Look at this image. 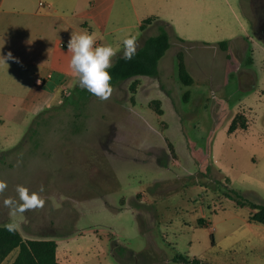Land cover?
I'll return each instance as SVG.
<instances>
[{"label":"rangeland","instance_id":"obj_1","mask_svg":"<svg viewBox=\"0 0 264 264\" xmlns=\"http://www.w3.org/2000/svg\"><path fill=\"white\" fill-rule=\"evenodd\" d=\"M17 1L20 13L0 18V56L15 58L0 63V180L3 196L17 201V185L43 186L46 204L11 217L0 200V225L15 220L24 238L57 240L69 264H264V225L237 197L264 204V0ZM28 9L69 17L57 21L65 45L53 64L69 79L55 91L38 85L40 67L28 63L23 39L36 41L35 27L51 30ZM152 15L159 19L141 30ZM84 20L95 46L119 45L114 60L125 38L140 47L165 24L171 47L160 76L141 77L135 104L133 79L107 101L77 90L67 42L71 32L92 33ZM180 51L192 86L180 81ZM157 99L163 115L150 106ZM240 112L249 126L230 133Z\"/></svg>","mask_w":264,"mask_h":264},{"label":"trees","instance_id":"obj_2","mask_svg":"<svg viewBox=\"0 0 264 264\" xmlns=\"http://www.w3.org/2000/svg\"><path fill=\"white\" fill-rule=\"evenodd\" d=\"M159 19L157 16H151L144 19L140 29L144 30L149 25L153 24L154 20ZM223 48H226V41L222 42ZM171 47L170 34L165 28V24L159 25V32L155 36L149 37L145 43L137 49V54L130 61H126L123 56L118 57L109 69L112 76V86L118 85L124 81L133 79L129 86L131 93V102L136 103V94L141 85L139 77L148 76L158 78L160 76L159 63L165 56L166 52ZM178 74L180 81L184 86H192L195 82L190 74L185 56L182 51L177 54ZM83 98H88L92 94L81 87L77 89ZM190 91L184 94V100L188 101ZM150 106L159 115L164 114L161 106V100H153ZM248 119L242 113H238L229 128V132L233 133L237 129H247ZM239 206L250 205L255 212L251 214L249 220L264 225V204H257L245 201L241 195H237ZM15 249H18V254L12 264H65L62 263L57 256L58 242L50 238H24L21 231L9 232L0 225V264L8 257ZM190 264H211L200 259L194 258Z\"/></svg>","mask_w":264,"mask_h":264},{"label":"clouds","instance_id":"obj_3","mask_svg":"<svg viewBox=\"0 0 264 264\" xmlns=\"http://www.w3.org/2000/svg\"><path fill=\"white\" fill-rule=\"evenodd\" d=\"M97 34L89 33L86 29L80 33L71 32L67 42V54L70 55L69 68L76 74L79 80V86L87 90L92 95L102 101H107L113 95L115 89L111 84L112 76L109 69L113 67V58L120 51L119 45H96ZM123 58L130 61L137 54L139 47L138 38L130 36L123 41ZM49 49V53H51ZM8 60H15L12 52H8L6 56H0V63H3L7 68ZM16 62H19L18 60ZM8 188V184L4 180H0V200L2 206L9 210V216L15 217L18 214L23 215L29 211L42 210L45 207L46 201L41 197L40 193L44 191L43 186L39 191H30L24 185H17L15 192L18 201L13 197H4L3 194ZM9 232L18 231L20 225L12 220L3 225Z\"/></svg>","mask_w":264,"mask_h":264},{"label":"crops","instance_id":"obj_4","mask_svg":"<svg viewBox=\"0 0 264 264\" xmlns=\"http://www.w3.org/2000/svg\"><path fill=\"white\" fill-rule=\"evenodd\" d=\"M50 1H51V3L49 5L51 6V5H53V0H50ZM41 3H42V1L40 2V6L45 5V4H41ZM72 3H74V0L72 1ZM18 5L19 4H18L17 0H0V18L4 14H8V13H12V15L17 14V13L19 14L20 11L16 8ZM23 13L34 16V17H40L41 22L44 25L47 22V25L51 29L50 32L48 31L47 34L42 35L43 31L40 28L36 29V27H35L34 31L36 32V36H35L36 41H32V40L30 41V39H27V40L23 39V41H25L23 43L25 45L26 44L28 45V49H27V54L29 56L28 57V59H29L28 63L31 65L40 67V73H38V77H37L38 85L40 87H42V85H46L47 87H52V89L54 86L53 90H48V91H55V88L57 87L56 82L58 80L59 81L60 80L68 81V79H69V76L67 74L62 73L60 71H57L55 69V66L53 65L55 62L54 61L55 58H58V57H56V54H58L61 50V47L63 45H65L64 41L60 40L57 37V31H58L57 21L60 22L61 20H63V18L65 20H68L69 17H68V15H65L64 12H59L58 9H53L52 11L43 10V12L39 9L38 10L28 9V11L24 10ZM152 16H157V15H152ZM149 17H151V16H149ZM93 18H94L93 15H90V19L94 23ZM63 22H62V25L64 24ZM141 23H140V26H141ZM82 26H85L90 32H93V26L89 23L88 20H84V22L82 23ZM2 43L9 44V45H11V47L13 46V44L10 41H4ZM144 43L145 42H142L140 45L142 46ZM16 46H18V45H16ZM49 49L52 50L51 53H49ZM121 56H123V55H120L118 57H121ZM116 59L115 60L113 59V61H112L113 64L116 61ZM253 63H254L253 59L251 58L250 64L253 65ZM49 76H50V78H49ZM141 77H139L140 80H141ZM43 81H44V83H43ZM65 83L66 82H63V85H65ZM141 85H142V83H141ZM57 256H58V259L62 263L69 264V262L67 260L68 256L63 255V257H61L58 250H57Z\"/></svg>","mask_w":264,"mask_h":264},{"label":"flooded vegetation","instance_id":"obj_5","mask_svg":"<svg viewBox=\"0 0 264 264\" xmlns=\"http://www.w3.org/2000/svg\"><path fill=\"white\" fill-rule=\"evenodd\" d=\"M259 32H257V35L260 34V36H258L260 39H262V37L264 36V9L262 8V12H260L259 14Z\"/></svg>","mask_w":264,"mask_h":264},{"label":"built area","instance_id":"obj_6","mask_svg":"<svg viewBox=\"0 0 264 264\" xmlns=\"http://www.w3.org/2000/svg\"><path fill=\"white\" fill-rule=\"evenodd\" d=\"M41 4H43V3H41ZM49 78H50V76H49ZM63 89H64L65 92H67V89L66 88H63Z\"/></svg>","mask_w":264,"mask_h":264}]
</instances>
